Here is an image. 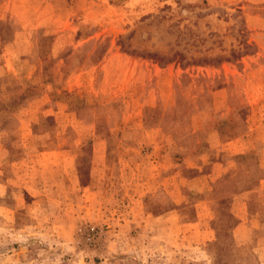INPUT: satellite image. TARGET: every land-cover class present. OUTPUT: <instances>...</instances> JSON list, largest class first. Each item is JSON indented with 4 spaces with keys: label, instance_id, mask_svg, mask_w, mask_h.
Listing matches in <instances>:
<instances>
[{
    "label": "rangeland",
    "instance_id": "rangeland-1",
    "mask_svg": "<svg viewBox=\"0 0 264 264\" xmlns=\"http://www.w3.org/2000/svg\"><path fill=\"white\" fill-rule=\"evenodd\" d=\"M0 264H264V0H0Z\"/></svg>",
    "mask_w": 264,
    "mask_h": 264
},
{
    "label": "trees",
    "instance_id": "trees-1",
    "mask_svg": "<svg viewBox=\"0 0 264 264\" xmlns=\"http://www.w3.org/2000/svg\"><path fill=\"white\" fill-rule=\"evenodd\" d=\"M217 125V128H226V127H234L230 118H225V117H220V118H217V121L215 123ZM238 158H244L246 157V155H237Z\"/></svg>",
    "mask_w": 264,
    "mask_h": 264
}]
</instances>
